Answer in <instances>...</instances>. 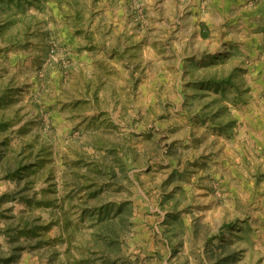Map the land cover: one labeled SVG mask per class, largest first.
I'll return each instance as SVG.
<instances>
[{
    "label": "rangeland",
    "instance_id": "1",
    "mask_svg": "<svg viewBox=\"0 0 264 264\" xmlns=\"http://www.w3.org/2000/svg\"><path fill=\"white\" fill-rule=\"evenodd\" d=\"M0 98V264H264V0H0Z\"/></svg>",
    "mask_w": 264,
    "mask_h": 264
},
{
    "label": "trees",
    "instance_id": "2",
    "mask_svg": "<svg viewBox=\"0 0 264 264\" xmlns=\"http://www.w3.org/2000/svg\"><path fill=\"white\" fill-rule=\"evenodd\" d=\"M3 103V98H0V105H2ZM5 127H7L6 124H0V129H4ZM9 178H11V176H9ZM26 231H28L29 233H34L36 234L35 230L34 229H30V230H27V229H23L20 231L21 234H26ZM39 235V234H38ZM11 260H7V263H10Z\"/></svg>",
    "mask_w": 264,
    "mask_h": 264
}]
</instances>
